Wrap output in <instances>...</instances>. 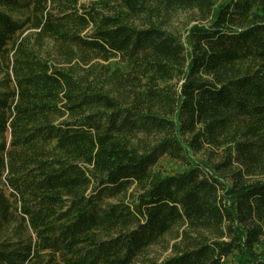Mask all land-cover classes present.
Instances as JSON below:
<instances>
[{
  "label": "trees",
  "instance_id": "16d2710c",
  "mask_svg": "<svg viewBox=\"0 0 264 264\" xmlns=\"http://www.w3.org/2000/svg\"><path fill=\"white\" fill-rule=\"evenodd\" d=\"M159 244L264 264V0H0V264Z\"/></svg>",
  "mask_w": 264,
  "mask_h": 264
},
{
  "label": "rangeland",
  "instance_id": "374dc122",
  "mask_svg": "<svg viewBox=\"0 0 264 264\" xmlns=\"http://www.w3.org/2000/svg\"><path fill=\"white\" fill-rule=\"evenodd\" d=\"M80 3L85 4L88 6L92 0H79ZM194 19V13L193 12H180L175 14L173 17H171L168 22L166 21L167 27L176 31L177 33H183L185 31V28L188 26L189 23L195 22ZM157 168L165 173L170 172H176L183 169V166L180 165L178 161H175L173 159H170L169 157H163L160 159ZM170 254L169 250H165L164 246L162 244L156 245L150 249L147 253L144 254V256L140 257L136 264H148L146 261V258H163ZM160 258V259H161Z\"/></svg>",
  "mask_w": 264,
  "mask_h": 264
}]
</instances>
